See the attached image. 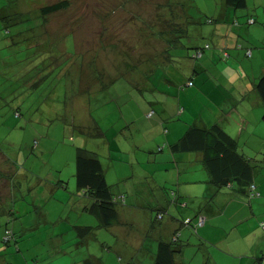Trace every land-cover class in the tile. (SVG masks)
<instances>
[{
    "label": "rangeland",
    "instance_id": "obj_1",
    "mask_svg": "<svg viewBox=\"0 0 264 264\" xmlns=\"http://www.w3.org/2000/svg\"><path fill=\"white\" fill-rule=\"evenodd\" d=\"M56 1L0 0V264H79L86 258L98 264H149V244L128 252L122 236L98 226L96 216L83 209L92 199L76 185V151L95 152L111 190L121 193L116 225L123 236L135 237L143 228L139 214L152 216L147 242L164 218H181L176 203L156 218L153 199L138 193L145 175L151 176L150 188L157 183L166 193L167 204L178 202L194 215L201 198L178 200L173 189L177 171L195 178L203 172L196 165L187 168L183 155L175 166L168 147L194 116L209 113L208 99L197 95L196 74L187 69L209 56L211 42L233 44L236 25L244 29L246 23L250 30L239 31L235 46L251 43L252 56L250 48L242 49L258 75L264 48L257 53L262 44L252 42L264 32V0H246L238 9H228L224 0H68L35 24L39 6ZM19 10L28 12L20 18ZM224 15L232 22L222 28V40L213 39ZM246 16L254 22L247 23ZM196 44L202 45L194 57ZM224 47H214L223 50V59ZM232 65L243 71L240 64ZM258 111L262 117L264 107ZM258 129L257 136L239 138L262 191L249 201L254 213L247 198L237 200L241 195L232 196L230 186H222L209 202L219 205L220 213L191 232L182 264H224L228 257L214 242L226 236L240 239L234 256L240 264L252 253L264 261L259 252L264 253V124ZM133 203L135 209L127 207ZM236 210L241 213L235 215ZM183 219L180 227L189 228ZM82 224L92 228L82 231L77 227ZM182 233L179 239L185 242Z\"/></svg>",
    "mask_w": 264,
    "mask_h": 264
},
{
    "label": "crops",
    "instance_id": "obj_2",
    "mask_svg": "<svg viewBox=\"0 0 264 264\" xmlns=\"http://www.w3.org/2000/svg\"><path fill=\"white\" fill-rule=\"evenodd\" d=\"M225 5L227 6L226 2H225ZM227 8L230 9L228 6ZM247 16H251V15H247ZM247 16L246 18L248 19L249 17ZM224 17L225 15L223 16V19H221V23H219V25L218 24L216 25V28L214 32L212 33L213 39L220 38L219 40H222L223 37L222 36L219 37V34L222 35L223 33L222 28L225 27L227 24H230V22H232L229 15L227 19L226 18L224 19ZM233 25H235V21H233ZM249 25L250 24L247 25L245 23L244 26H246V28L244 29L241 28L240 25H236L238 26V31H237L238 33H235L236 41L239 42L240 40L239 37L241 36L242 31L247 32L248 30H250ZM239 31H241V33H239ZM229 34L230 33H226L225 36L228 37ZM236 41L233 44H230V42H227L226 44H220V43L217 44L215 42L214 44H212L211 42L209 56L204 58L202 62L196 61L195 63L190 65V68L187 69L188 72L192 71L193 74H196L194 79L199 88L197 92L198 97H202L203 99L207 98L208 100L205 101V104L208 103L210 105V107H208L209 108L208 115L207 116H201V115L194 116V118L195 117L196 118L191 124H195L197 126H209L214 123L219 124L230 136L234 137L237 140L238 151L242 153L244 156L248 157V153L240 147L239 138L243 134H245L247 137L248 135H250L251 137V135H253L256 131H259L258 129L259 125L264 124L263 116L259 117L258 116L259 111L257 112L259 107H264L263 98L256 87L258 79L260 77H264V69L258 75H256L254 71V69L256 68L251 65L252 60L246 59V57H248L246 56V50L242 49L243 47L250 48L251 49L250 53L252 56L254 51L252 47H250L251 43H246V44L240 43L242 44V48H241V45L235 46ZM252 43L262 44V47H256V51L263 49L264 48V32H262V34H260L258 39H256ZM202 44L194 45L193 49L197 48L198 46H201ZM217 45H219V48H222L225 46L224 51L226 52L227 57H225L224 59H223V53H222L223 50L214 51V50H217V49H214V47L217 48ZM206 54H208V51ZM251 56L249 58H251ZM217 58L219 59V61L215 62ZM232 63L240 64L243 68V71L239 67L233 66ZM196 67H199L200 71L196 70ZM200 72L202 75H200ZM199 79L200 81L198 83ZM262 134H264V131L262 132ZM254 135L257 136V134H254ZM177 140L168 144L169 152L172 154V157L171 156L169 157L172 158V160L176 161V165L175 164L174 165L178 166L180 164V160L176 157L178 155H183L186 157V161H188L187 168H193L196 165L197 168L202 170L201 172H203V175L201 178H195L194 177L195 175L194 174L190 175L191 173L189 171L185 172V174L183 175H181L180 172L177 171V178H176L177 182L175 185L176 189H173V190L177 194L178 200L186 199V200H189L190 202L191 201L194 202L196 196L201 198L197 202V205H194L195 206L194 208L196 209V211L193 214L194 215L197 213L204 214L207 220L208 217H211L212 215L220 213L219 205H217V207H213V205L209 204V202H213L214 195L220 192H223V188L221 185L216 184L212 180L210 172L203 164L201 152H193V151L183 152V151L172 149L171 145L174 144ZM116 149L119 150L120 147L118 146L116 147ZM252 165H253V171H254L255 164H252ZM149 177L151 176L145 175L144 177L139 178L140 184L142 186L139 185L138 190L140 191H138V193L149 196V198L153 199L154 204L156 206L155 207L156 210L161 209L164 212H168V211L170 212V208L173 207L172 204L176 203L175 207L178 208V211L180 213V215L178 214V216H181V218L177 219L176 217H174L173 214H171L169 218L167 219L164 218L163 220L164 222L163 224H161V226L154 227L153 235L151 238L152 242L151 241L147 242L146 240V237H148V233L150 232L151 227H152V226H148V222L151 221L150 219L152 217L149 214H145V216H143L142 214H139V216L143 217L144 224H143V228L141 227V229L138 230L139 232L136 234L135 237L131 238L130 233H128L129 235L126 234V236H123L124 231L121 230L122 228L120 226L116 225L119 222V219L115 224L107 227V229H110V231H112V233H115L117 236L119 235L122 236V238L120 237L121 240L122 239L126 240L125 242H127L126 244L128 245L126 250L128 252H131V251L133 253L136 251L141 252L144 248V245L149 244L146 247L148 249L147 257L150 258L149 264H153L155 260L158 242L160 240H165V241L171 240V237L173 233L175 232V230L180 228L181 220L186 216H194V215H191V210H189L190 208H188L187 206L183 207L179 205L178 202L169 201L171 205L167 204L165 202L166 193L161 188L157 187V183L154 188H150L148 186ZM119 178L121 177L119 176ZM251 181H254L253 176H252ZM193 184H196L195 188L193 187ZM230 184L231 186L229 187V189L233 190V194H230V195L232 196L235 194L241 195V197L238 198L237 200H241V198L246 200L247 198L246 191L244 192L241 191L240 182L234 180V181H231ZM197 185H203V186L197 187ZM130 188L131 189L129 190L131 192L133 188L132 187ZM259 191L262 192L261 189ZM83 204H84L83 209H86L87 212L91 213L90 210L88 209L91 202H85ZM248 204L250 206L249 212H251L250 214H253L254 212H253L251 202H248ZM131 206H133L135 209V203L130 204L127 207L130 208ZM116 209H117V205H116ZM117 213H118V210H117ZM239 213L241 212L240 211L238 212V210L234 212L235 215ZM248 217H246L245 219H242V221L246 220ZM79 227H80L79 228L80 230L82 229L88 230L89 227L92 228V225L82 224ZM147 229H148V232H147ZM182 230L186 233V239H185L186 241L185 242L179 241V243L181 244L180 252L176 253V256H175V260L177 264L183 263L182 255L184 252V246L190 244L191 238L189 237V235L193 231L191 228H186V229L183 228ZM182 230H181V234H183ZM246 234H247L246 231L242 233V235H246ZM214 244H216V249L220 255L228 257V260H226L224 264H240L239 262L234 260L236 259L234 256L238 254V252L240 251L242 247L241 241L238 237L229 238L228 236H226L225 238H222L219 241H215ZM262 250H263L262 248L259 249V252L261 254H264L262 253ZM207 258L212 259L210 255H207ZM262 263H264V261L262 260L261 256L257 257V256H254V254L252 253L251 257L248 259V262L246 264H262ZM184 264H185V261H184Z\"/></svg>",
    "mask_w": 264,
    "mask_h": 264
},
{
    "label": "trees",
    "instance_id": "obj_3",
    "mask_svg": "<svg viewBox=\"0 0 264 264\" xmlns=\"http://www.w3.org/2000/svg\"><path fill=\"white\" fill-rule=\"evenodd\" d=\"M225 2L234 9L246 7V0H225ZM67 5L68 0H59L43 4L39 6V12H37L36 16L34 14L33 22L36 24L35 19H38L39 23L42 24L44 18L49 14L57 12ZM26 11L28 12V10H19L21 13H18V16L22 18ZM250 19L254 22L253 18H248V23ZM200 47L198 46L192 51L194 57L197 56L196 54ZM256 87L264 103V77L258 79ZM262 116L264 119V112ZM171 147L174 150L183 152H201L203 164L210 172L212 180L221 186H231L230 183L234 180L240 182V189L243 192L246 191L248 202L251 198L260 195L257 184L251 181L254 172L253 165L248 157L238 151L237 140L230 136L219 124L214 123L209 126L190 124ZM75 179L77 187L81 188L84 194L92 199L88 209L92 214L97 216L98 226L109 227L115 224L118 221L116 205L120 200L121 193L115 194L112 192L111 186L105 177L103 164L95 152L86 148L77 149ZM163 212V210L157 209L156 218H162ZM200 216L204 217L202 224L198 223ZM205 220L204 214L197 213L190 218L183 219V224L197 231L200 225L205 224ZM180 228L175 230L171 240H160L158 242L153 264H177L175 256L176 253L180 252L181 248V244L179 243L181 235V231L179 232ZM79 264L98 263L86 258Z\"/></svg>",
    "mask_w": 264,
    "mask_h": 264
},
{
    "label": "built area",
    "instance_id": "obj_4",
    "mask_svg": "<svg viewBox=\"0 0 264 264\" xmlns=\"http://www.w3.org/2000/svg\"><path fill=\"white\" fill-rule=\"evenodd\" d=\"M250 22H252V19H250ZM250 52H251V50L250 51H248V55L250 54ZM199 54V51L197 52V54L196 55H198ZM254 187V186H253ZM204 222V217L203 216H200L199 217V224H202Z\"/></svg>",
    "mask_w": 264,
    "mask_h": 264
}]
</instances>
